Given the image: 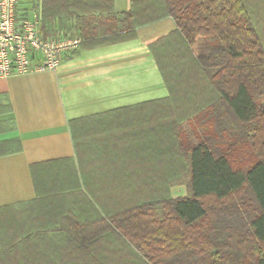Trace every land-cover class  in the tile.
Instances as JSON below:
<instances>
[{"label": "trees", "instance_id": "1", "mask_svg": "<svg viewBox=\"0 0 264 264\" xmlns=\"http://www.w3.org/2000/svg\"><path fill=\"white\" fill-rule=\"evenodd\" d=\"M84 1H40L43 37H81L79 49L63 60L80 49L133 39L141 26L173 20L175 30L149 46L169 93L150 104L174 98L181 88L188 101L183 118H193L201 138L175 153L177 139L165 129L167 162H188L187 196L172 199L164 183L150 188L153 197L100 200L83 181L77 188L84 224L50 233L85 240L84 258L92 262L103 247L94 242L113 238L121 253L141 264H264V0H130V10L121 14L112 12L111 0L97 7ZM237 146L245 150L238 161L232 159ZM20 147L18 139L1 142L0 156ZM207 198L214 205L205 206ZM8 209L0 208V218ZM9 227L0 219V264H30V240L47 234Z\"/></svg>", "mask_w": 264, "mask_h": 264}, {"label": "crops", "instance_id": "2", "mask_svg": "<svg viewBox=\"0 0 264 264\" xmlns=\"http://www.w3.org/2000/svg\"><path fill=\"white\" fill-rule=\"evenodd\" d=\"M103 1L84 4L97 7ZM24 2L17 14H38L41 26L39 0ZM111 5L115 14L130 10V0H111ZM174 30L167 17L139 27L133 39L80 49L53 71L0 78V143L18 139L21 146L0 156V208L10 207L0 219L14 232L47 234L30 240V264L85 262V240L50 233L67 223L84 224L81 182L100 200L152 196L150 188L165 183L163 117L135 108L168 97L149 46ZM4 106L11 112L4 113ZM170 195L185 197L182 188ZM94 245L117 242L103 238Z\"/></svg>", "mask_w": 264, "mask_h": 264}, {"label": "built area", "instance_id": "3", "mask_svg": "<svg viewBox=\"0 0 264 264\" xmlns=\"http://www.w3.org/2000/svg\"><path fill=\"white\" fill-rule=\"evenodd\" d=\"M20 0H0V78L57 68L81 44L79 33L43 37L40 18L18 15Z\"/></svg>", "mask_w": 264, "mask_h": 264}, {"label": "rangeland", "instance_id": "4", "mask_svg": "<svg viewBox=\"0 0 264 264\" xmlns=\"http://www.w3.org/2000/svg\"><path fill=\"white\" fill-rule=\"evenodd\" d=\"M22 1L23 0H20L21 4H22ZM40 1L41 0H39V2ZM27 2H31V0H27ZM27 2H24V4ZM177 85L181 86V83ZM181 90L182 89L179 88V90L176 91L174 98L168 99L165 102H162V103L159 102L156 105L147 104L146 106L135 108L136 111L161 113L163 118L160 119V126H161V123L164 121L165 129L169 130L168 134L173 135L177 139L176 148L174 146L175 153H179L182 151V149H186V147L188 148V146L196 144L197 139L201 138V135L195 129V122L194 120L192 121L193 118H190V116L187 118H183L186 114L185 108H186V103H188V101L185 98L186 95L180 93ZM155 121H157V118ZM153 126L154 128H156L155 125ZM231 127L235 135L238 136V130L236 129L235 125ZM170 143L171 142L167 137L166 145H165L167 150L171 146ZM219 146H222V145L219 144ZM221 149H224V147L222 146ZM234 150L236 151V154L234 155V157H232V159L238 161V159L242 157L241 154H243L245 150H243L242 146L240 147L237 146V148H235ZM167 157H168V154H166V159ZM174 161L175 162H171V165L168 162H165V180H166L165 183H166L168 194L171 197L172 195V193L170 195L171 190L173 191L174 189L182 188L184 190L185 196H187L189 194L188 162L187 161L186 162H176V160ZM235 163L237 165L242 166V165H247L250 162H233V164ZM152 185L153 184H151L150 186ZM245 193L249 194L247 190H245ZM249 197H250V194H249ZM245 200H249L248 196H246ZM202 202L204 203L205 206L214 205L213 199H210V198L203 199ZM245 203L248 206L250 201H245ZM237 205L239 206L240 203L237 202ZM155 209H156V215L158 217H161L163 212L160 206H156ZM65 227H69V223H67ZM77 227L80 228V225H77ZM99 227L100 225L97 224L96 228L94 227L95 231H98ZM90 229L91 231L93 230V228H90ZM78 239H81V238L78 237ZM120 250L121 249L117 248L116 246L115 247H107V246L101 247L99 248V251L97 253L99 255L94 257L95 261L97 262L86 260V262L82 264H141L140 262H135V259L133 256L131 257L129 255H124L123 253H121ZM123 250L126 251V249H123ZM118 252L120 253L119 255H118ZM35 255L37 254H34V256ZM141 258L145 259V257H142V256ZM144 264H148V262L146 261Z\"/></svg>", "mask_w": 264, "mask_h": 264}]
</instances>
